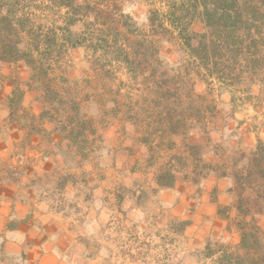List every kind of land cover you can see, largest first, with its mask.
I'll return each instance as SVG.
<instances>
[{
	"label": "rangeland",
	"instance_id": "obj_1",
	"mask_svg": "<svg viewBox=\"0 0 264 264\" xmlns=\"http://www.w3.org/2000/svg\"><path fill=\"white\" fill-rule=\"evenodd\" d=\"M67 2L71 8L65 6ZM193 3L25 0L26 7L16 12V18L29 16V21L23 29L18 26L13 38L24 51L32 50L34 38L40 41L39 51L32 50L35 63L19 60L22 76L43 101L46 114L67 135L72 150L82 157L80 162H100L101 149L123 147L121 158L134 160L141 174L136 188L142 197L148 195L142 182L152 176L157 180L166 170L191 184L228 172L234 180L235 206L238 189L233 173L243 163L244 153L250 155L258 144H264V3H256L260 12L259 31L252 32L256 49L247 48L251 43L247 39L246 47L231 55L229 63L222 51L220 63L228 67L220 69L229 75L227 81L209 74L186 43L197 45L200 35L208 31L200 17L189 20ZM47 38L54 48L44 57ZM32 162L29 157L22 160L24 168L12 167L15 181ZM14 170L20 172L19 179ZM150 192L155 193L154 189ZM263 218L264 204L258 221ZM158 225L166 226L172 235L166 233V240L163 235L139 238L137 244L148 245L135 254L123 246L122 264L126 260L131 262L127 264H193L184 256L188 242L180 236L183 221L175 217ZM109 228L114 244L133 242L132 237L122 238V227ZM221 247L227 250L221 264H239L238 256H245L244 248L242 253L232 251L219 239L208 241L205 252L209 255ZM3 259L0 243V264Z\"/></svg>",
	"mask_w": 264,
	"mask_h": 264
},
{
	"label": "crops",
	"instance_id": "obj_2",
	"mask_svg": "<svg viewBox=\"0 0 264 264\" xmlns=\"http://www.w3.org/2000/svg\"><path fill=\"white\" fill-rule=\"evenodd\" d=\"M22 71L20 61H0L3 264H122L125 246L135 254L148 245L137 244L139 238L163 235L166 240V233L172 235V231L158 224L175 217L183 221L180 236L188 242L184 256L193 264H221L225 248L209 255L205 252L208 241L214 239L243 252L241 230L232 223L238 211L231 177H209L194 184L176 178L172 185L161 187L152 176L142 182L148 195L140 196L136 185L141 174L134 160L121 158L123 147L101 149L102 159L110 161L80 162L82 157L72 150L55 119L46 114L43 101ZM29 157L32 165L15 181L12 167L24 168L22 160ZM259 224L264 230V218ZM111 225L122 227V238L132 237L133 242L114 244L108 237ZM164 246L166 261V242Z\"/></svg>",
	"mask_w": 264,
	"mask_h": 264
},
{
	"label": "trees",
	"instance_id": "obj_3",
	"mask_svg": "<svg viewBox=\"0 0 264 264\" xmlns=\"http://www.w3.org/2000/svg\"><path fill=\"white\" fill-rule=\"evenodd\" d=\"M257 1L264 3V0H194L190 5L193 8L189 9V20L200 17L208 31L200 35L197 45H192L190 40L186 43L193 55L204 63L209 74L216 73L220 79L227 81L230 79L229 75L226 76V73L220 69L228 67L220 63L222 51L228 54L226 62L229 63L231 55H238L241 47L243 45L246 47L247 39L251 40L247 48L256 49V37L252 32L259 31L257 21L260 12L256 10ZM24 2L25 0H0V61L22 59L28 63L36 61L32 50L39 51L38 38L33 39L32 50L26 51L20 48L19 40L13 38V35H18V26L23 29L29 21V16L22 15L16 18V12L26 7ZM70 5L69 2L65 3L68 8H71ZM72 20L69 18V22ZM73 41L71 42L74 44ZM45 42L47 43L44 57H47L54 47L50 38ZM241 159L244 160L243 163L233 173L236 190L238 189V199L235 204L238 211L237 225L242 233L241 247L245 250V256H238V262L242 264L241 259L246 264H263L264 230L259 224L258 215L263 212L264 204V144H258L250 155L244 153ZM222 175L229 174L223 172ZM157 180L161 187L170 186L176 180V176L172 171L166 170L158 175ZM258 252L261 255L256 257Z\"/></svg>",
	"mask_w": 264,
	"mask_h": 264
},
{
	"label": "built area",
	"instance_id": "obj_4",
	"mask_svg": "<svg viewBox=\"0 0 264 264\" xmlns=\"http://www.w3.org/2000/svg\"><path fill=\"white\" fill-rule=\"evenodd\" d=\"M14 175H15L16 178L19 179L21 174H20V172L18 170H14Z\"/></svg>",
	"mask_w": 264,
	"mask_h": 264
}]
</instances>
